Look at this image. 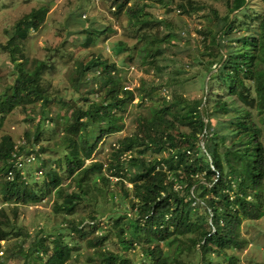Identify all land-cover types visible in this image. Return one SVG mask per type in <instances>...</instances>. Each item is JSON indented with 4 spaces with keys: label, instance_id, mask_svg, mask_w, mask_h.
<instances>
[{
    "label": "trees",
    "instance_id": "trees-1",
    "mask_svg": "<svg viewBox=\"0 0 264 264\" xmlns=\"http://www.w3.org/2000/svg\"><path fill=\"white\" fill-rule=\"evenodd\" d=\"M103 1L110 3L117 13L127 9L129 21L137 29L157 23L162 25L163 21H167L158 20L147 10L154 6L145 0ZM151 1L161 6L170 3L173 7L176 4L175 7L185 15L209 9L214 21L224 20L220 34L229 33L232 45L236 43L234 34L237 30L244 26L254 28L252 33L242 37L238 47L226 58V44L219 33L213 34L211 28L200 33L205 36L204 39L209 38V52L204 54L210 58L206 71L209 73L218 69L210 80L218 79L222 88L228 89L230 96L255 110L257 121L251 112L241 111L239 117L234 114L229 121L220 120L218 129L209 126L213 132L207 133L206 151H203L200 140L206 130L201 109L204 101L192 95H177L165 105V113L160 110L154 119H140L138 130L123 139V149L112 154L113 159L108 165L112 169V176L117 179L111 180L104 173L103 163L93 161L87 164V161L93 157L105 135L119 130L118 124L136 94L124 84L119 76L120 68L107 52H91L83 58L73 82L80 90L88 89L87 94L84 93L82 104L76 107L72 105V119L65 123L62 132L61 148L71 176L70 184L63 186L62 176L58 170L51 168L46 174L44 187L36 181L23 180L18 172L14 180H8V172L12 169L9 160L15 141L10 135H5L0 146V175L5 173L1 199L3 203H38L55 192L57 199L62 201H56L57 213H65L64 221L68 228L75 229L74 235L83 239L105 215L98 211L99 198L107 199L112 191L111 186L116 185L119 205L124 211L113 209L108 218L115 219L113 226L126 248L141 249V262L213 264L215 256H220L229 264H237L233 252L243 250L249 244L241 232L244 217L255 219L264 214V143L261 137L264 132V0H257L259 11L256 16L250 12L254 4L244 11L247 0H224L227 10L223 16H220L214 0H183L176 3L175 0ZM48 12L49 7L44 6L17 21L14 35L20 40L26 39L32 30L41 28ZM173 32L164 37L149 38L150 41L145 44L144 59L159 70L163 69L158 64L165 53L163 45L174 39ZM85 33L86 46L99 38L95 29H87ZM148 37V34H144V40H148ZM122 46L120 44L118 47ZM122 48L123 51L132 49L125 45ZM35 64L34 70L21 67L13 95L0 99V125L21 101L28 104L41 102L45 111H51L55 91L50 82L43 83L46 62L37 61ZM88 79H92V82H87ZM55 95L63 101L59 93ZM94 95L95 99L92 98ZM169 106L173 112L169 111ZM214 106L218 110L228 107L224 99ZM32 136L31 132L25 134L28 142L32 141ZM32 139L35 143L40 142V131L35 132ZM127 152L131 154L123 158L122 155ZM126 165L137 169L130 178L132 188L125 183V179H128L125 176ZM46 166L47 163L43 162L42 167ZM68 188L72 191L68 192ZM85 202L92 205L93 212L88 214L89 221L84 225L76 221L73 215L77 211V204ZM125 203L127 209L122 208ZM6 211V208H1L0 216H7ZM41 233V238L27 251L20 249V252L32 260L35 258V264H68L73 252L78 249L63 244L62 232L51 233L54 235V247L44 261L43 244L51 234ZM14 235L21 237L28 233L17 228L11 219L0 217V247L1 241ZM106 239V236H98L95 244L90 240V245L100 247ZM165 246H170V249L166 250ZM97 251L95 264L132 263L122 253L107 251L101 254L99 248ZM183 255L197 256L198 262L188 263L182 258Z\"/></svg>",
    "mask_w": 264,
    "mask_h": 264
},
{
    "label": "rangeland",
    "instance_id": "rangeland-1",
    "mask_svg": "<svg viewBox=\"0 0 264 264\" xmlns=\"http://www.w3.org/2000/svg\"><path fill=\"white\" fill-rule=\"evenodd\" d=\"M179 1L183 0H175V3ZM247 1L244 11L254 4L250 12L255 16L258 15L257 0ZM144 2L154 6L148 7L147 10L158 20L167 21H163L162 25L157 23L137 29L130 23L127 9L117 13L110 3L103 0H0V99L13 95L20 68L34 70L37 61L46 62L43 83L50 82L52 90L55 91L50 112L41 107V102L28 104L21 101L5 116L0 125V146L5 135H10L15 143L20 145L19 141H25L27 132H31L34 136L35 132L40 131V142L32 148L35 153L39 149L42 154L40 157L47 166L42 170L38 169L41 164L38 159L27 165L26 176L30 174L31 182L36 181L44 187L46 174L50 168L58 170L63 178V186L67 187L71 182L64 160L65 153L61 148L62 132L65 123L72 119V107L82 104V97L84 93L87 94L88 89L80 90L73 82L77 74L75 72L81 69L83 58L91 52H107L120 68L119 76L122 77L124 84L136 94V98L128 105L123 120L118 124L119 130L105 135L93 157L87 161V164L93 161L103 163L104 173L111 180L117 179L112 176V169L108 165L113 159L112 154L123 149L121 145L123 139L132 136L138 130L140 119L145 121L154 119L160 110L165 113V105L171 103L177 95H192L204 101L201 109L204 113L206 130L200 140L203 151H206L207 133L213 132V128L209 126L218 129L220 120L229 121L234 114L239 117L245 111L251 112V116L257 121L255 110L245 107L238 98L230 96L228 89L222 88L218 79L210 80L218 69H213L209 73L206 71L210 58L204 54L209 52L207 49L209 38L204 39L205 36L200 31L211 28L213 34H220L225 24L224 20L214 21L209 9L185 15L175 7L176 4L172 7L170 3L161 6L156 1ZM214 2L220 16H223L227 10L225 1L214 0ZM44 6L49 7V12L41 28L32 30L26 39L17 38L14 35L16 22ZM87 29H95L99 33L98 40L88 46L84 44ZM252 31L254 28L246 26L237 30L234 34L236 38L234 45L229 42V33L220 34L222 42L226 44L224 57L233 52L242 37ZM171 32L175 33V37L170 43L163 45L165 53L158 61L163 69L159 70L149 60L144 59L145 44L150 41L149 38L164 37ZM144 34L150 36L148 40H144ZM120 44H123L122 47L131 46L132 49L123 51L122 47H118ZM87 82H92V79H88ZM87 82L84 84H88ZM55 93H59V96L64 98L63 101L59 100V97L56 98ZM95 96L92 98L95 99ZM223 99L228 107L218 110L214 104ZM169 109L173 112L171 106ZM261 137L264 143V132ZM26 146L31 147L29 143H26ZM134 151L138 155L137 150ZM129 154L131 152L122 156L125 158ZM136 171L135 167L126 165L125 176L128 179H125V183L128 188L133 187L130 178ZM4 177L3 172L0 175V209L6 208L7 216L1 214L0 217L11 219L17 228H22L28 235L21 237L14 235L1 241L0 264H35L36 259L32 260L28 255L21 253L20 249L27 251L41 238L42 231L46 234L62 232L63 244H70L78 249L73 252L68 264H95L98 248L101 254L107 251L122 253L125 258L131 259V264H148L140 261L141 249L126 248L113 226L115 219L108 218L109 212L113 209L124 211L119 205L118 186H111L112 191L108 193L107 199L99 198L98 211L104 212L105 215L91 233L82 239L74 235L75 229L68 228L67 222L64 221L65 213H57L56 201L60 203L62 201L57 199L55 192L38 203H3L1 188ZM71 191L72 189L68 188V192ZM111 192L118 193L112 196ZM76 208L73 218L85 225L89 221L88 214L93 212L92 205L85 202L77 204ZM122 208L127 209L128 205L125 203ZM241 232L249 244L245 249L233 252L237 257V264H264V214L255 219L244 217ZM98 236H106V242L100 247H91L90 240L95 244ZM53 238L54 235L51 234L43 244L44 261L47 260V253H51L54 247ZM165 249L169 250L170 246H165ZM215 257L213 264H229L224 257ZM182 258L188 263H196L199 257L183 255Z\"/></svg>",
    "mask_w": 264,
    "mask_h": 264
},
{
    "label": "built area",
    "instance_id": "built-area-1",
    "mask_svg": "<svg viewBox=\"0 0 264 264\" xmlns=\"http://www.w3.org/2000/svg\"><path fill=\"white\" fill-rule=\"evenodd\" d=\"M25 138V141L20 140L18 145L14 142V150L12 152V157L9 160V164L12 166V169L8 172V180H14L16 178L17 172L20 173L22 176V179L25 181H29L30 175L26 176V166L30 165V163L36 161L37 159L40 161V167L38 169H43L42 167L44 159H42L40 156L42 154L40 153L39 149L34 152L35 150L32 147H35L37 144L33 141V136L31 137L30 142ZM26 143H29L31 147L26 146Z\"/></svg>",
    "mask_w": 264,
    "mask_h": 264
}]
</instances>
